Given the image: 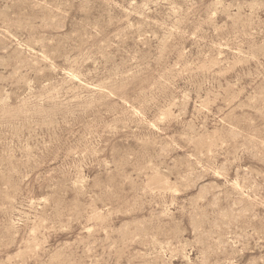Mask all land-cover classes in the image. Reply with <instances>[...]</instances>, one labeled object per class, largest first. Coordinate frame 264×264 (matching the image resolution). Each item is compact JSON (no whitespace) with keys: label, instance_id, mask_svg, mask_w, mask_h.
Listing matches in <instances>:
<instances>
[{"label":"rangeland","instance_id":"374dc122","mask_svg":"<svg viewBox=\"0 0 264 264\" xmlns=\"http://www.w3.org/2000/svg\"><path fill=\"white\" fill-rule=\"evenodd\" d=\"M0 105V264H264V0H0Z\"/></svg>","mask_w":264,"mask_h":264},{"label":"bare ground","instance_id":"6f19581e","mask_svg":"<svg viewBox=\"0 0 264 264\" xmlns=\"http://www.w3.org/2000/svg\"><path fill=\"white\" fill-rule=\"evenodd\" d=\"M13 21V20H12ZM13 22H15V21H13ZM9 23V22H8ZM10 24V23H9ZM7 27V26H6ZM2 43V42H1ZM17 56V55H16ZM15 57V56H14ZM206 60V59H205ZM205 62V61H204ZM9 63V62H8ZM14 63V62H13ZM200 65V64H199ZM207 65V64H206ZM200 67V66H199ZM228 94V93H227ZM2 105V104H1ZM0 105V106H1ZM4 108V107H3ZM20 108V107H19ZM26 111V110H25ZM163 115V114H162ZM161 117V116H160ZM166 120V119H165ZM234 129V128H233ZM231 136V135H230ZM215 137V136H214ZM253 138V137H252ZM209 141V140H208ZM210 147V146H209ZM203 148V147H202ZM211 150V149H210ZM204 152H205V150H204ZM206 153V152H205ZM218 172V171H217ZM154 174V173H153ZM153 176V175H152ZM158 178V177H157ZM160 180V179H159ZM166 180V179H165ZM162 181V180H161ZM201 195V194H200ZM11 200V199H10ZM4 207V206H3ZM98 212V211H97ZM95 216V215H94ZM93 216V217H94ZM97 216V215H96ZM99 216V215H98ZM193 216V215H192ZM104 217V216H103ZM102 217V218H103ZM191 217V216H190ZM96 218V217H95ZM97 219V218H96ZM43 220V219H42ZM17 224V223H16ZM212 225V224H211ZM215 226V225H214ZM13 227H15V226H13ZM17 227V226H16ZM32 227H34V226H32ZM198 227V226H197ZM8 230V229H7ZM11 231H12V228H11ZM174 231V230H173ZM18 232V231H17ZM10 233V232H9ZM13 233V232H12ZM210 233V232H209ZM33 234H35V233H33ZM13 235H16V234H14L13 233ZM12 237V236H11ZM7 238V237H6ZM15 239V238H14ZM151 239V238H150ZM35 241V240H34ZM37 241V240H36ZM214 241V240H213ZM39 243V242H38ZM20 250V249H19ZM40 250H41V248H40ZM119 255H121V254H119Z\"/></svg>","mask_w":264,"mask_h":264}]
</instances>
